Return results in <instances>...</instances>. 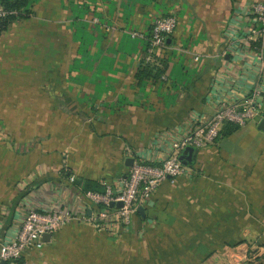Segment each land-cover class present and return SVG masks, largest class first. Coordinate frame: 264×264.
Here are the masks:
<instances>
[{"label":"crops","instance_id":"1","mask_svg":"<svg viewBox=\"0 0 264 264\" xmlns=\"http://www.w3.org/2000/svg\"><path fill=\"white\" fill-rule=\"evenodd\" d=\"M255 1L264 2L29 0L26 17L0 34V244L15 235L23 206L62 202L67 191L57 186L72 175L115 188L130 159L158 164L160 132L212 112L216 71L235 60L231 41ZM163 15L178 24L152 62L163 72L146 75L148 39ZM262 111L194 148L189 171L140 199L129 227L72 221L20 264H259L264 101ZM36 172L21 192L18 182Z\"/></svg>","mask_w":264,"mask_h":264},{"label":"built area","instance_id":"2","mask_svg":"<svg viewBox=\"0 0 264 264\" xmlns=\"http://www.w3.org/2000/svg\"><path fill=\"white\" fill-rule=\"evenodd\" d=\"M13 12L0 5V21ZM245 18L246 26L233 37L230 44L235 60L216 71L209 94L212 112L206 115L194 113L178 127L160 132L157 142L164 150V156L158 164L134 161L129 174L118 187L104 184L102 191L84 190L75 183L77 178L72 175L70 184L57 186V190L67 191L62 202L42 206V209L32 204L23 206L21 223L15 235L0 244V264H20L28 251L44 247L46 233L52 234L72 221L90 224L99 231L108 232L129 227L140 199L151 196L163 181L189 171L182 157L188 147L200 149L213 144L227 122L245 125L262 115L264 2H253ZM177 24L175 15H163L155 20L145 50L146 63L154 62L158 50L167 44ZM132 36H137V33ZM253 66L258 68V72L253 71ZM161 78L168 79L166 74ZM37 174L22 178L18 182V189L26 193ZM119 201L123 202L122 206L117 205ZM112 202L114 205H111Z\"/></svg>","mask_w":264,"mask_h":264},{"label":"trees","instance_id":"3","mask_svg":"<svg viewBox=\"0 0 264 264\" xmlns=\"http://www.w3.org/2000/svg\"><path fill=\"white\" fill-rule=\"evenodd\" d=\"M29 0H13V1H7V0H0V5L5 7V9L9 11H14L13 13L7 15L0 21V25H5L8 22H13L16 19L25 18L28 14V10L26 9V6L28 4ZM162 64H153V63H147L145 65V68L142 72L146 73V75H151L156 70V75H160L163 72V67H161ZM163 75V74H162ZM161 75V76H162ZM240 128L238 124L227 122L224 124L223 129L221 130L222 135H228L235 131H237ZM77 185H80L84 190H100L102 191L104 189V186L100 184L98 181L90 180V179H76L75 182ZM256 260H259L256 258ZM248 264H253V261L248 260ZM262 264V261L259 263Z\"/></svg>","mask_w":264,"mask_h":264},{"label":"water","instance_id":"4","mask_svg":"<svg viewBox=\"0 0 264 264\" xmlns=\"http://www.w3.org/2000/svg\"><path fill=\"white\" fill-rule=\"evenodd\" d=\"M170 39L168 38L167 39V41H169ZM260 127L262 128V129H264V118L261 120V122H260ZM186 152H187V155H186ZM193 155H194V147H192V146H190V147H188L184 152H183V155H182V157L184 158V160H192V157H193ZM185 162V161H184ZM130 163H131V165L133 164V159H130ZM111 205H114V202H112L111 203ZM117 205L118 206H122L123 205V202L122 201H119V202H117ZM140 211L141 212H143V209H142V207L140 208ZM51 236V234L50 233H46L45 235H44V239L46 240H48V238ZM262 264H264V261L262 262Z\"/></svg>","mask_w":264,"mask_h":264},{"label":"rangeland","instance_id":"5","mask_svg":"<svg viewBox=\"0 0 264 264\" xmlns=\"http://www.w3.org/2000/svg\"><path fill=\"white\" fill-rule=\"evenodd\" d=\"M15 21H18V19H16V20H14L13 22H8L7 24H5V25H0V34L2 33V32H4L5 30H7L8 28H10V26H12L13 25V23L15 22ZM16 27H20V26H16ZM3 87H4V85L2 84V85H0V92H2L3 90ZM264 261V260H263ZM262 261V262H263Z\"/></svg>","mask_w":264,"mask_h":264}]
</instances>
